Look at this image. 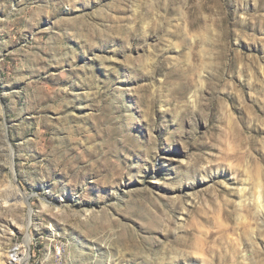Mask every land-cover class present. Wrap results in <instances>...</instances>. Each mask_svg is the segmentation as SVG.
<instances>
[{
  "label": "rangeland",
  "instance_id": "rangeland-1",
  "mask_svg": "<svg viewBox=\"0 0 264 264\" xmlns=\"http://www.w3.org/2000/svg\"><path fill=\"white\" fill-rule=\"evenodd\" d=\"M7 252L264 264V0H0Z\"/></svg>",
  "mask_w": 264,
  "mask_h": 264
},
{
  "label": "bare ground",
  "instance_id": "bare-ground-1",
  "mask_svg": "<svg viewBox=\"0 0 264 264\" xmlns=\"http://www.w3.org/2000/svg\"><path fill=\"white\" fill-rule=\"evenodd\" d=\"M260 194L257 193L256 196V200H257V204L258 207L261 209V202H260ZM28 257V253L24 252V253H12V255H10L8 252L6 253V257H5V261H2V257L0 255V264H21L26 258Z\"/></svg>",
  "mask_w": 264,
  "mask_h": 264
}]
</instances>
